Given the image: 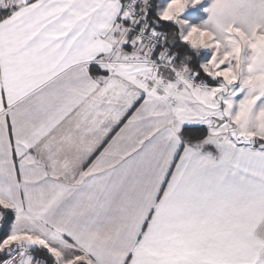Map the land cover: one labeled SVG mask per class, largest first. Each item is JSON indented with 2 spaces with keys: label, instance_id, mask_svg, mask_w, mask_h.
<instances>
[{
  "label": "snow or ice",
  "instance_id": "snow-or-ice-1",
  "mask_svg": "<svg viewBox=\"0 0 264 264\" xmlns=\"http://www.w3.org/2000/svg\"><path fill=\"white\" fill-rule=\"evenodd\" d=\"M0 264H264V0H0Z\"/></svg>",
  "mask_w": 264,
  "mask_h": 264
}]
</instances>
